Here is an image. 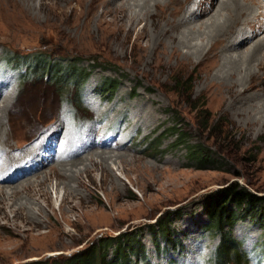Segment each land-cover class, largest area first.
Wrapping results in <instances>:
<instances>
[{"label": "rangeland", "instance_id": "obj_1", "mask_svg": "<svg viewBox=\"0 0 264 264\" xmlns=\"http://www.w3.org/2000/svg\"><path fill=\"white\" fill-rule=\"evenodd\" d=\"M135 1L140 0H0V111L7 109L0 144L9 149L0 153V264L63 260L99 239L119 235L129 245V264H143L144 258L149 264H214L219 237L204 230L203 197L233 182L264 196V129L247 125L238 114L244 105L241 99L233 101L224 93L223 100H214L205 91L204 76L196 65L150 68L155 44L169 42L161 37L153 42L158 31L144 11L129 9ZM180 1L181 11L187 4L201 12L213 6L217 11L221 2ZM245 7L247 12L231 29L232 35L252 28L258 15L264 25V0H250ZM248 9L255 12L253 20ZM132 17L134 22L129 20ZM193 18L195 14L188 22L198 21ZM258 39L263 45L264 33ZM35 56L62 71L89 73L84 80L72 75L69 80H76V85L58 86L47 70L35 69L31 61ZM251 67L257 77L246 96L252 95V103L264 108V68ZM109 81L120 82L110 99L111 88L101 87ZM79 92L82 100L77 105ZM177 129L187 139L181 147H174L171 136ZM89 143L98 148L90 150ZM60 144L67 154L78 150L80 158L83 151L102 152L105 145L102 153H109L112 160L94 158L93 164L85 161L83 166L77 161L80 178L57 179L53 175ZM195 146L211 153L212 162L203 168L189 155ZM29 147L35 149L31 156L15 161L20 164L3 176L14 163L9 156ZM83 167L94 169L92 175H85ZM32 173L38 174L14 188L16 195L2 194L4 181L16 184ZM34 188L41 191L36 198L30 197ZM64 196L67 204L62 203ZM20 204H36L42 213L28 214L25 209L23 216L16 217ZM168 214L169 236H154L150 225ZM225 231L239 243L247 260L230 264H264L261 209L239 217Z\"/></svg>", "mask_w": 264, "mask_h": 264}, {"label": "bare ground", "instance_id": "obj_2", "mask_svg": "<svg viewBox=\"0 0 264 264\" xmlns=\"http://www.w3.org/2000/svg\"><path fill=\"white\" fill-rule=\"evenodd\" d=\"M110 1L114 3L118 1L120 2V0H110ZM249 1L250 0H221V2H219L217 11L214 10L215 6H213L211 7V9L207 10L206 12H201V11H196V10L193 11L194 9L192 10V8L190 6H187V4L184 10L181 11L182 3L180 0H140L137 3L135 1L133 4H128V5H129V9H133L137 11L138 13L144 11V13L147 15L146 17L150 20V26L154 29V31L155 30L158 31V32L156 31L157 33L154 34L155 36L153 37L151 36L152 39H154L153 42L155 41V39L157 40L158 37L164 38L168 40L169 42V44H166V43L163 44L161 42L155 41V43L157 42L158 44L156 43L155 47H153L152 49V52H151L152 57L149 62L150 68L164 70L166 68L168 69L172 68L173 65L175 67L179 65L180 66L196 65L200 69V71H202V74L204 76L202 77V83L204 84L205 91L207 93H210V95H212L214 100L216 101L223 100L224 93H227V98L228 99L231 98V100L233 101H237L238 99H241L244 105H243V108L240 109V112L238 114L242 116V118L245 120L247 125L248 124L249 125L250 124L259 125L261 128L264 129V108L263 106L259 107L257 106V103L253 104L252 102L254 101L251 99L252 95L251 97L246 96L248 93H250L253 87L251 85L252 80H254L257 77L255 75V71H253L251 67L252 64H254L257 69L264 68V49H263L264 44L262 45L261 39L256 40V36L260 37L264 33V25L260 24L259 15H258L257 20L254 23L252 22L253 24L251 23L252 28L251 26L249 27L247 26L244 31L240 29L239 31H236L234 35H232L234 32L231 33V29L235 25H237V23L240 21V18L247 12V8L245 7V5ZM92 3L95 4V2H92ZM124 6H126V4ZM151 7H153L155 11L151 12L150 11ZM107 11L108 10L102 13H107ZM194 14L196 15V18L198 19V21L195 23H189L188 21L194 16ZM248 15H251V18H250L251 20L255 18V12L249 11V9H248ZM100 16L102 15L100 14ZM133 18L135 17H132V19L130 18L129 20L131 22H134L135 19ZM196 18H193V19L196 20ZM139 21L140 20H138V22ZM148 39L151 40L150 37H148ZM249 45L250 47L247 48V50L241 51L242 48H245ZM236 47L240 49L237 51L232 49ZM6 111H7L6 106H4L2 108V111H0V141H2V137H3L2 131H4L2 130L1 124H2V120L7 117V116L5 117ZM15 128H18V127H15ZM64 137H65V133L63 134L62 138ZM3 143H6V141L3 140ZM0 147H1L0 153L2 154H4L5 153L4 151L8 149V147L7 149H3L1 144H0ZM31 147L27 148V150L23 151L20 154L17 153L18 155H13L12 157L9 156L8 160L14 163H11V165L5 171L3 176L7 175L8 173H11L12 170L16 167L15 165L18 166L20 164L19 162H15V161L25 160L29 158V156H31L32 150H33ZM93 147H97V146L89 143L90 150H92ZM101 147H103L102 152L106 151L105 149L108 148L105 145H101ZM115 148H118V147L115 146ZM57 152H58V155L56 156V159H55V162L57 163V165L54 166V168L56 169V172L53 175L54 178H57V177L70 178V179L80 178L81 172L79 170H76L77 161H79L78 163L82 165L85 161H88L89 163L93 164L94 158L99 159V161L101 162H107V161L112 160V158L110 157L111 155H109V153H102V152L89 153L88 150L83 151V153H85L84 158L79 157L80 154L78 153V150L72 155L67 154L66 153L67 151H65V145L63 144H60L58 146ZM91 166H95V165H91ZM0 167L3 168L1 164H0ZM93 170L89 169L88 167H83V173L87 176H91L93 173L92 172ZM30 172L31 170L25 171V174L26 175L31 174ZM37 174H33L30 178L20 181L16 184H12V185H10L11 184L10 181H4L3 183H7L6 184L7 186L5 187V189L2 186V189H3L2 194L9 195L10 197L12 195H16L15 194L16 191H14V188H18L22 186L23 184H27L32 179H34L37 176ZM46 180L47 178L42 183H45ZM35 188L33 192L31 191L32 195H30V197L36 198L38 197L37 194L41 192V191H36L37 188L36 189ZM24 192H26V190ZM62 203L67 204V197L64 196ZM36 204H28V205L26 204L27 206H23L22 204H20L15 209L16 217L23 216L25 209L27 210L28 214H34L35 211L37 213L39 212L42 213L41 209ZM46 205L49 206V204H46ZM1 208H4V207H1Z\"/></svg>", "mask_w": 264, "mask_h": 264}, {"label": "trees", "instance_id": "obj_3", "mask_svg": "<svg viewBox=\"0 0 264 264\" xmlns=\"http://www.w3.org/2000/svg\"><path fill=\"white\" fill-rule=\"evenodd\" d=\"M33 58L34 57L31 58V61L35 62V69L38 68L41 72L47 70V72L51 74L50 77L52 76L55 81L57 80L56 85L58 86H61L63 83L67 84V87L76 85L78 84L76 80H69L72 75H74L77 80L78 78L84 80L89 73L71 69L62 71L59 69L60 67H54L53 64H50L48 60L42 56H35L34 60ZM53 72L55 73V76H53ZM119 85L120 82L109 81L103 82L101 87L111 88L107 97L110 99L118 89ZM64 95L65 94L61 93V96ZM81 100L82 97L79 92L78 96L75 97L76 104H81ZM192 109H197V107H192ZM171 136L174 137V147H181L187 140L186 136L178 129L174 130L171 133ZM150 143L151 142H149V144ZM210 154L211 153L208 150H205L200 146L191 147L189 150V155L199 164L200 168H203L208 163L212 162L209 159ZM201 206L207 218L204 230L206 232H214L219 237V246L214 259V264H230L231 262L240 261L246 262L247 260H245V256L240 249L239 243L236 242L231 237L230 232H226L225 229L229 230L239 217L245 214L249 215L255 213L258 209H261L264 212V196H259L250 191L247 187L241 186L237 182H233L222 189L206 194L202 199ZM169 219L170 215L168 214L155 221L153 225H150L154 230V236L157 233H159V237L162 238L163 234L166 235L165 237L169 236ZM137 243L142 255H145L144 246L139 241ZM127 246L129 245L126 244V241H120V235L115 238H102L97 242H93L85 250L79 251L66 259L59 260V258H52L39 262L38 264H129L131 252L128 250L129 247L126 248ZM96 249H98L99 252H97ZM109 249L112 250V256L108 259ZM142 262H144L143 264H149V261L146 258H144V261Z\"/></svg>", "mask_w": 264, "mask_h": 264}]
</instances>
